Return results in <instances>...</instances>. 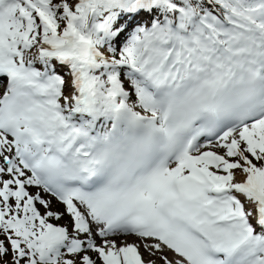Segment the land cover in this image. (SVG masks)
Masks as SVG:
<instances>
[{"label": "snow or ice", "instance_id": "6c2138e0", "mask_svg": "<svg viewBox=\"0 0 264 264\" xmlns=\"http://www.w3.org/2000/svg\"><path fill=\"white\" fill-rule=\"evenodd\" d=\"M0 89V264H264V0H0Z\"/></svg>", "mask_w": 264, "mask_h": 264}, {"label": "bare ground", "instance_id": "6f19581e", "mask_svg": "<svg viewBox=\"0 0 264 264\" xmlns=\"http://www.w3.org/2000/svg\"><path fill=\"white\" fill-rule=\"evenodd\" d=\"M1 90L2 89H0V92H1ZM58 208H60L61 210H62V207L61 206H58ZM120 239H122V238H117V242H118V244H119V241H120ZM136 241V237H134V236H131V237H127V242L129 243H133V242H135ZM141 251L143 252V249H141Z\"/></svg>", "mask_w": 264, "mask_h": 264}, {"label": "rangeland", "instance_id": "374dc122", "mask_svg": "<svg viewBox=\"0 0 264 264\" xmlns=\"http://www.w3.org/2000/svg\"><path fill=\"white\" fill-rule=\"evenodd\" d=\"M240 178H242V177H239L238 176V179H240ZM58 206H60V205H57L56 207H58ZM62 207V206H61ZM54 224H57V225H63L64 223H66V221L65 220H61V221H52ZM129 237H131V236H129ZM130 243V242H129Z\"/></svg>", "mask_w": 264, "mask_h": 264}]
</instances>
